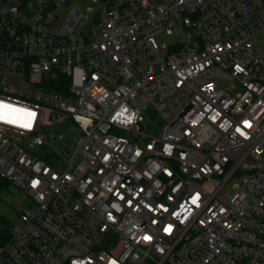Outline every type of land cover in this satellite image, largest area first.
Masks as SVG:
<instances>
[{
    "label": "built area",
    "instance_id": "1",
    "mask_svg": "<svg viewBox=\"0 0 264 264\" xmlns=\"http://www.w3.org/2000/svg\"><path fill=\"white\" fill-rule=\"evenodd\" d=\"M69 1L0 0V101L37 113L0 121L30 199L0 264H264V0H100L59 26ZM67 121L63 157L43 131Z\"/></svg>",
    "mask_w": 264,
    "mask_h": 264
},
{
    "label": "rangeland",
    "instance_id": "2",
    "mask_svg": "<svg viewBox=\"0 0 264 264\" xmlns=\"http://www.w3.org/2000/svg\"><path fill=\"white\" fill-rule=\"evenodd\" d=\"M74 5L78 6L85 12L89 19L92 20L101 9L100 0H70L69 6L61 11L57 20V25L61 26L66 21L69 9ZM163 42L171 45L174 43V38L163 36ZM255 47L264 56V32L261 33L255 40ZM229 84L221 83L220 88H226ZM152 111L149 109L146 116L150 119V127L144 131L151 135H159L161 133V123L158 119L152 116ZM66 124L65 127L63 125ZM64 124L55 122L44 129V133L49 139V145L55 149L57 153L65 157L70 151L72 145L76 143L81 137L82 132L71 122L67 121ZM57 171H63L66 164L63 160L53 165ZM0 218H2L8 225L15 226L19 223L20 213L29 207L30 199L17 187L11 186L6 191L0 193Z\"/></svg>",
    "mask_w": 264,
    "mask_h": 264
},
{
    "label": "snow or ice",
    "instance_id": "3",
    "mask_svg": "<svg viewBox=\"0 0 264 264\" xmlns=\"http://www.w3.org/2000/svg\"><path fill=\"white\" fill-rule=\"evenodd\" d=\"M237 72H243V69L240 68L239 66H237L236 68ZM209 88H211L212 86L209 85ZM128 109L125 108L123 109V111L118 112L116 114L117 117L123 116L125 113H127ZM217 115H219V113H217ZM37 113L34 111L29 110L28 108H23V107H17L14 106L11 103H5L3 101H0V121H3L5 123L8 124H14V125H18L19 127L25 128V129H31L33 127V123L36 119ZM135 116V114L133 113L131 116H128L127 119L129 122H131V120L133 119V117ZM79 119V117H78ZM115 119V117H114ZM213 119H215V117H213ZM85 123H88V121H85ZM243 124L246 128H250L251 122L248 120L243 121ZM237 132H239L242 136L245 135V133L243 131H241L240 128L236 129ZM137 155H139V153H137ZM105 159H107V157H105ZM39 181H33V187H35L37 184H39ZM121 199H123V197H121ZM200 200V195L199 193H197L196 195H194L192 197L191 203L193 205H196L197 207H199V203L198 201ZM130 203V201H129ZM166 210V209H165ZM109 218L111 219V214H109ZM153 223H155V221H153ZM164 231L166 233H171L172 231V225L169 224L167 227L164 228ZM143 239L145 241H151L152 237L149 235H145L143 237ZM110 264H117V262L115 260L111 261Z\"/></svg>",
    "mask_w": 264,
    "mask_h": 264
},
{
    "label": "trees",
    "instance_id": "4",
    "mask_svg": "<svg viewBox=\"0 0 264 264\" xmlns=\"http://www.w3.org/2000/svg\"><path fill=\"white\" fill-rule=\"evenodd\" d=\"M55 91H61V89L56 88ZM42 159H44V158H42ZM11 186H13V185L9 180L0 177V193L3 191H6ZM1 202L2 201L0 198V204H1ZM0 220L4 226V231H0V244H5L9 240V237H10V235L8 233V227L10 225H8L2 218H0Z\"/></svg>",
    "mask_w": 264,
    "mask_h": 264
},
{
    "label": "water",
    "instance_id": "5",
    "mask_svg": "<svg viewBox=\"0 0 264 264\" xmlns=\"http://www.w3.org/2000/svg\"><path fill=\"white\" fill-rule=\"evenodd\" d=\"M56 118H57V116H53V118H52V119H54V120H55Z\"/></svg>",
    "mask_w": 264,
    "mask_h": 264
}]
</instances>
